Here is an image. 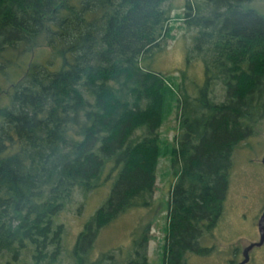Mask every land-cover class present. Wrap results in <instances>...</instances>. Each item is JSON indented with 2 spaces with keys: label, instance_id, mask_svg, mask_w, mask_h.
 Here are the masks:
<instances>
[{
  "label": "trees",
  "instance_id": "16d2710c",
  "mask_svg": "<svg viewBox=\"0 0 264 264\" xmlns=\"http://www.w3.org/2000/svg\"><path fill=\"white\" fill-rule=\"evenodd\" d=\"M254 1H185L187 56L203 63L194 87L143 65L172 37L168 0H0V74L24 68L0 104V264H148L142 232L122 263L90 253L102 227L149 204L160 158L174 176L162 263L211 252L200 240L223 215L233 153L264 117V14ZM42 47L46 61L26 64ZM172 110L178 133L168 140ZM108 180L62 261L57 213L76 190Z\"/></svg>",
  "mask_w": 264,
  "mask_h": 264
},
{
  "label": "rangeland",
  "instance_id": "374dc122",
  "mask_svg": "<svg viewBox=\"0 0 264 264\" xmlns=\"http://www.w3.org/2000/svg\"><path fill=\"white\" fill-rule=\"evenodd\" d=\"M185 1L168 0L166 3L170 9L169 24L172 37L163 51L151 55L143 65L170 77L176 83L181 78L189 80L188 83L195 87L201 85L203 81V63L199 57L187 56L194 32L193 29L187 28L180 18ZM253 5L258 12L264 14V0H255ZM50 54L49 47H42L35 48L21 57L26 64L30 60L41 63L45 62ZM8 56L12 57V54ZM8 67L6 74H0L1 105L8 102L7 90L10 89V81L16 79L24 70L15 67L14 64ZM191 86L190 89L193 91ZM176 112L172 110L169 118L161 126L162 136L168 140L173 139L178 133ZM263 152L264 117L257 126L256 132L242 141L233 153L223 215L211 234L203 236L200 240L202 246L211 247V252L207 255L191 253L188 263L236 264L242 260L243 248L251 242L258 241L257 221L264 209V166L261 162ZM173 178L169 160L160 158L156 169L154 192L149 204L129 208L102 227L91 250L90 258L95 259L102 252H109L113 261L122 263L133 240L140 238L142 232L147 237L148 264H163ZM110 187L111 181L108 180L88 192L76 190L71 200L57 213L56 222L64 227L62 261L65 262L84 223L108 196ZM244 264H264V243L254 246L249 251V259Z\"/></svg>",
  "mask_w": 264,
  "mask_h": 264
},
{
  "label": "water",
  "instance_id": "95a60500",
  "mask_svg": "<svg viewBox=\"0 0 264 264\" xmlns=\"http://www.w3.org/2000/svg\"><path fill=\"white\" fill-rule=\"evenodd\" d=\"M261 162L264 166V152L261 158ZM257 229L259 233V239L258 241L251 242L247 246H245L242 250V260L239 261L237 264H244L248 261L249 259V251L254 247V246H260L264 243V209L261 212L258 221H257Z\"/></svg>",
  "mask_w": 264,
  "mask_h": 264
},
{
  "label": "flooded vegetation",
  "instance_id": "af4514ba",
  "mask_svg": "<svg viewBox=\"0 0 264 264\" xmlns=\"http://www.w3.org/2000/svg\"><path fill=\"white\" fill-rule=\"evenodd\" d=\"M262 211H263V210H262ZM259 216H260V215H259ZM258 234H259V233H258ZM241 254H242V252H241ZM238 262H239V261H238ZM238 262H237V263H238ZM237 263H236V264H237Z\"/></svg>",
  "mask_w": 264,
  "mask_h": 264
}]
</instances>
